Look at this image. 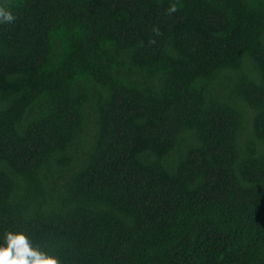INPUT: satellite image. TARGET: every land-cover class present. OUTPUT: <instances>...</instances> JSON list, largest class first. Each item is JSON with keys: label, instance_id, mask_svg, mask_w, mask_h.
I'll return each instance as SVG.
<instances>
[{"label": "trees", "instance_id": "trees-1", "mask_svg": "<svg viewBox=\"0 0 264 264\" xmlns=\"http://www.w3.org/2000/svg\"><path fill=\"white\" fill-rule=\"evenodd\" d=\"M0 7V242L264 264V0Z\"/></svg>", "mask_w": 264, "mask_h": 264}, {"label": "clouds", "instance_id": "clouds-1", "mask_svg": "<svg viewBox=\"0 0 264 264\" xmlns=\"http://www.w3.org/2000/svg\"><path fill=\"white\" fill-rule=\"evenodd\" d=\"M14 19L11 11L0 7V24H10ZM0 264H58V260L33 245L25 233L9 231L0 242Z\"/></svg>", "mask_w": 264, "mask_h": 264}]
</instances>
